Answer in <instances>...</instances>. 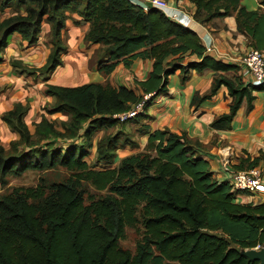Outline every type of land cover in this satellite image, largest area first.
I'll list each match as a JSON object with an SVG mask.
<instances>
[{
	"label": "trees",
	"instance_id": "trees-1",
	"mask_svg": "<svg viewBox=\"0 0 264 264\" xmlns=\"http://www.w3.org/2000/svg\"><path fill=\"white\" fill-rule=\"evenodd\" d=\"M164 1H187L193 20L204 27L234 15L247 47L264 51V0H257L254 10L241 0ZM6 10L13 13L0 18V63L11 36L34 46L47 24L50 50L43 65L10 61L17 74L46 84L63 65L67 47L62 32L76 16L74 24H88L84 42L101 48L96 72L103 82L46 84L44 95L52 103L32 124L33 131L25 122L28 104L15 103L0 116L15 136L6 145L0 136V264H260L243 251L264 247V202L234 190L229 180L219 182L197 139L185 132L151 130L145 121L146 111L167 94L169 77L177 71L181 83L192 71L213 73L208 92L193 99L195 107L221 87L227 89L229 110L209 126L217 132L231 130L244 102L248 112L253 108V93H264V84L246 83L239 67L207 52L194 31L129 0H0V15ZM136 60L151 62L147 77L135 80L134 89L112 85L115 69H128ZM146 95L150 98L144 101ZM142 101L144 110L135 118H113ZM56 114L61 118L52 120ZM130 122L141 127L143 150L119 160L123 146L139 150L129 139L120 143L119 130L95 141L98 132ZM93 151L90 165L86 159ZM261 160V155H247L231 169L249 171ZM60 168L66 178H46ZM29 171L44 175L34 186L9 187L11 178ZM244 194L249 202H240ZM137 227L142 233L135 251L122 249L126 229Z\"/></svg>",
	"mask_w": 264,
	"mask_h": 264
},
{
	"label": "crops",
	"instance_id": "crops-1",
	"mask_svg": "<svg viewBox=\"0 0 264 264\" xmlns=\"http://www.w3.org/2000/svg\"><path fill=\"white\" fill-rule=\"evenodd\" d=\"M129 1L139 6L136 2ZM247 2L251 3V8H248L250 10H254L258 6L257 0H241V5L245 6ZM169 5L180 9L188 17H182L181 21L187 24L189 26L188 29L194 31L201 38L200 40L204 46L205 42L202 37H205L206 34L210 35L214 48L212 55L224 63L227 62L220 58L223 55L239 57L245 51L252 50L247 47L248 40L237 33L234 15L226 18H217L204 27L193 20L190 13L192 5L187 1H179L177 5ZM71 19L67 20L65 29L62 32V40L67 47V52L62 56L63 65L55 70L46 84L74 87L90 82H103V78L96 72L99 46L87 44L83 40L88 24L79 22L76 25L73 21L79 18L73 16ZM49 41V26L47 24L43 25L39 41L34 46L28 47L18 35L10 37L8 47L1 55L0 116L12 109L15 103L20 102L23 105L29 104V107H35V102L40 101V99H33L32 95L41 96L40 94H44L45 82L40 78L38 83L33 86L35 89L33 87L26 88V84H30V79L32 80V78H24L25 75L14 72L10 66V61L18 59L25 65L42 66L50 50ZM42 44H45V46H42ZM82 58L89 60L87 65L91 62V59H96L94 60L96 66L92 68L93 72L90 77L89 74H85L79 62ZM150 70V61L136 60L128 69L123 65H119L110 76V82L116 87L125 86L134 89V81L144 80ZM77 71L80 72L78 76L76 74ZM212 79L213 73L210 71L202 73L192 71L188 80L181 83L179 72L177 71L169 77L167 94L158 96L146 111L148 119L145 123L151 130L168 129L178 135L185 132L189 137L197 139L205 146L202 153L207 155L217 180L223 181V178L226 179V175L223 172L224 166H228L231 169L241 157L261 155L262 160L259 162L258 169L262 171V183L264 184V93H253L255 100L252 103L253 108L249 112L246 110V103L242 104L234 118L231 130L217 132L210 129L209 126L216 117L227 113L229 110L228 105L231 99L228 96L227 89L221 87L215 96L210 100L204 101L199 107H195L192 104L195 97L202 96L208 92ZM81 80L82 82H80ZM78 81L79 84L75 83ZM31 92L33 93L31 94ZM11 95L13 97H10ZM21 97L24 99H21ZM45 100L47 102L51 101L47 97ZM35 113L37 114V112ZM0 129L1 131H7L1 121ZM14 137V135H11L10 138ZM252 196L255 203L264 202V194ZM249 201L250 199L245 194L240 198V202Z\"/></svg>",
	"mask_w": 264,
	"mask_h": 264
},
{
	"label": "rangeland",
	"instance_id": "rangeland-1",
	"mask_svg": "<svg viewBox=\"0 0 264 264\" xmlns=\"http://www.w3.org/2000/svg\"><path fill=\"white\" fill-rule=\"evenodd\" d=\"M250 4H251L250 2H247L246 5H245L246 8H251ZM12 13H13V10H6V12H4V13H2L0 15V18L2 19V18L9 17V16H11ZM42 46H45V44L44 45L42 44ZM101 54H102V51H101V48H99V51L97 53V58H99V56ZM94 60H96V59H94ZM94 60L91 59L90 60L91 62L88 65H87V62L89 60H87V58H85V59L82 58V60L79 61L81 63V65H82V67H83V70H84L85 74H89V77L91 76V74L93 72L92 68L94 66H96V63H95ZM88 66H89V68H88ZM87 68H88V70H87ZM76 74L78 76V74L80 75V72L77 71ZM24 78H28V76H24ZM39 80H40V78H39ZM39 80L36 81V80H34L32 78V80L30 79V84H28V85L26 84L25 87L26 88L27 87L28 88L29 87H33L34 84H37ZM89 80H90V78H89ZM80 82H82V80ZM75 83L79 84V81L75 82ZM44 87H46V85ZM33 88L35 89V87H33ZM32 93L33 92H31V94ZM37 93H38V91H37ZM33 95H32L33 99H40V101L39 102H35L36 103L35 107L34 106H30L29 112H28L27 116L25 117V122H26V124L28 125V127L30 128L31 131L34 130L32 124L40 119V116L43 113V111H46V110H43V109L44 108L46 109L48 107L50 108V104L52 103V100L50 102H47V100H45L46 96L44 94H40L41 96H39L37 94H36V96H33ZM10 97H13V95H11ZM21 99H24V98L21 97ZM35 112H37V114ZM50 118L53 120V119L61 118V116L58 115V114L50 115ZM140 128L141 127L139 126V123H134V122L127 123L123 127L120 126V125H117L115 128H110L107 131L98 132L95 135L94 139L96 141V140L100 139L103 135H104V137L114 135L119 130L120 133H121V134H119V137L121 138L120 143H122L125 139H127V141L129 139V141H132V142H134V143H136L138 145L139 150L134 149V151L132 150L133 148L131 149V147H129V146H125V147L123 146L122 148H120L119 151H117V156H118V158L120 160V159H122V158H124V157H126V156H128L130 154H133V153H135L137 151L143 150V148L145 146V139L141 138L139 136L138 129H140ZM6 130L7 131H5V130L1 131V129H0L1 136L4 135L3 138H1V141L5 145L10 141V139H11L10 137L12 135L7 128H6ZM7 132H8V134H7ZM93 155H94V151L92 152L91 156L86 159V161L90 165H92L94 163V156ZM118 163H119L118 160H117V162H114L113 167H115ZM40 175H44V174H41V173H38V172L29 171V172L25 173L23 176H21L20 178H11L10 181H9V187L12 188V187H16V186H34V185H36L38 177ZM46 175H47L46 178L48 180H50V181H59V180H62L64 178H66L68 176V173L64 169L60 168L57 171H52V172L50 171ZM88 191L90 193H92V194H95V191L89 186H88ZM141 233H142V230H141L140 227L133 228V229L132 228H127L126 231H125L124 239L121 240L120 243H119L120 247L122 249L129 250L130 252L133 253L135 251V245H136L137 241L140 239Z\"/></svg>",
	"mask_w": 264,
	"mask_h": 264
},
{
	"label": "built area",
	"instance_id": "built-area-1",
	"mask_svg": "<svg viewBox=\"0 0 264 264\" xmlns=\"http://www.w3.org/2000/svg\"><path fill=\"white\" fill-rule=\"evenodd\" d=\"M136 2L140 8L148 11L151 8L157 9L164 13L169 19L183 24L184 28L189 26L181 21L182 17L188 18L180 9L171 7L164 0H132ZM205 42V49L207 52H213L214 48L212 40L209 34L202 37ZM225 62L231 65L239 67V72L246 83L257 86L264 84V53L256 50H247L239 57H231L230 55H223ZM150 95L144 96V101L148 100ZM144 101L134 105L128 112L119 115H114L113 118L118 119L120 122H124L129 119L135 118L138 114L144 110ZM223 172L226 175V179L232 184L234 190L249 193L251 195L264 194V184L262 183V171L258 168L249 171H233L228 166H224ZM222 182L221 180H218ZM264 248V247H262ZM260 247L255 248L256 250L262 249Z\"/></svg>",
	"mask_w": 264,
	"mask_h": 264
},
{
	"label": "water",
	"instance_id": "water-1",
	"mask_svg": "<svg viewBox=\"0 0 264 264\" xmlns=\"http://www.w3.org/2000/svg\"><path fill=\"white\" fill-rule=\"evenodd\" d=\"M243 255L249 260L258 261L260 264H264V248L260 250L248 249L243 251Z\"/></svg>",
	"mask_w": 264,
	"mask_h": 264
}]
</instances>
